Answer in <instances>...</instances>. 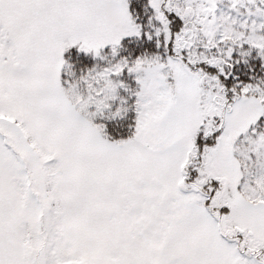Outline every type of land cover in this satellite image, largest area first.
I'll return each instance as SVG.
<instances>
[{"label": "snow or ice", "instance_id": "obj_1", "mask_svg": "<svg viewBox=\"0 0 264 264\" xmlns=\"http://www.w3.org/2000/svg\"><path fill=\"white\" fill-rule=\"evenodd\" d=\"M0 264H264V0H0Z\"/></svg>", "mask_w": 264, "mask_h": 264}]
</instances>
